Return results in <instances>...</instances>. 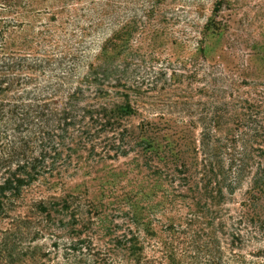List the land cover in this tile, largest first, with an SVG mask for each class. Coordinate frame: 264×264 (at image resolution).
<instances>
[{
  "label": "trees",
  "instance_id": "16d2710c",
  "mask_svg": "<svg viewBox=\"0 0 264 264\" xmlns=\"http://www.w3.org/2000/svg\"><path fill=\"white\" fill-rule=\"evenodd\" d=\"M18 1L0 0V10H16ZM4 23L0 19V264H264V83L243 81L247 97L235 96L236 86L220 72L196 63L120 58L123 46L113 37L98 62L55 59L47 73L51 61L10 45ZM160 93L174 99L153 101ZM175 112L181 124L199 130L193 155L157 140H170L178 121L168 117ZM130 156L151 173L154 187H172L166 199L181 198L188 207L183 228L169 224L182 238L177 244L152 242L149 223L119 235L103 229L85 208L86 192L33 195L40 184L63 188L91 164ZM244 180L238 207L226 208ZM41 238L52 241L53 257Z\"/></svg>",
  "mask_w": 264,
  "mask_h": 264
},
{
  "label": "rangeland",
  "instance_id": "374dc122",
  "mask_svg": "<svg viewBox=\"0 0 264 264\" xmlns=\"http://www.w3.org/2000/svg\"><path fill=\"white\" fill-rule=\"evenodd\" d=\"M18 2L16 10H0V19L8 26V42L20 45V51L31 58L50 60L47 73H52L55 59L63 60L65 65L72 60L98 62L96 58L100 57L102 46L113 37L112 42L123 46L120 58L152 57L172 63H196L209 72H220L236 86L235 96L247 97L250 87L242 84L243 81L264 83V0ZM112 51L109 47L105 54ZM86 70L82 65L80 73ZM198 86L201 84L193 85ZM173 99L174 96L161 93L152 98L166 105ZM203 102V97H195L198 108L204 107ZM168 118L178 121L172 126L170 140L163 136L157 140L162 144L171 141L175 152L181 150L185 155H193L199 130L181 124L177 112ZM132 159L130 156L105 165L91 164L69 178L63 188L51 189L40 184L34 188L33 195L49 196L54 190L57 194L60 190L73 194L86 192L91 203L84 202L85 208L92 211L103 229L110 227L119 235L128 229L136 230L139 222L149 223L154 232L152 242L177 244L182 238L170 231L169 224L174 222L183 228L188 207L181 198L172 202L171 197L166 199L164 195H169L172 187L167 184L154 187L151 173ZM247 187L248 180H244L227 201L226 208H237ZM38 242L52 248L54 256L49 238Z\"/></svg>",
  "mask_w": 264,
  "mask_h": 264
}]
</instances>
